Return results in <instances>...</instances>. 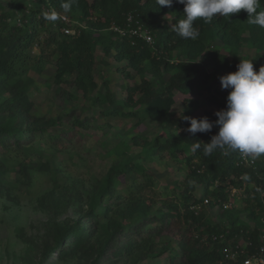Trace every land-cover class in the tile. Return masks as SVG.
I'll return each mask as SVG.
<instances>
[{"label": "trees", "instance_id": "1", "mask_svg": "<svg viewBox=\"0 0 264 264\" xmlns=\"http://www.w3.org/2000/svg\"><path fill=\"white\" fill-rule=\"evenodd\" d=\"M11 4L13 10L0 14L1 86L12 92L11 98L0 104L2 153L11 149L23 152L25 145L51 128L50 120L31 112L23 78L32 66L44 62L43 52L53 50L60 97L70 100L81 92L94 105L107 107L102 112L105 117L136 119L138 125L144 120L162 122L166 138L147 143L135 136L132 143L150 160L167 154L174 166L185 172L182 182L160 189L147 169L128 156L129 147L123 146L118 150L122 160L89 194L88 209L53 226L55 240L47 245L39 264L51 260L49 255L62 246L88 255L89 264H128L145 259H159L164 264H231L225 261L222 248L231 241L237 244L240 238L248 246L236 264L257 254L264 236V154L254 156L252 166L242 163V153L227 147L205 155L204 143L210 142L218 128L192 135L186 131L190 125L182 117L173 118L172 112L176 92L187 96L203 86L205 99L214 108L206 117L214 122V113L226 108L228 95L219 77L237 71L239 59H243L239 55L242 47L256 50L254 71L258 72L264 53V28L250 24L242 10L230 17L217 15L211 23L198 19L199 36L191 40L171 31V24L183 15L184 6L178 3L171 8H161L155 0H11ZM46 10L69 16L76 34L65 35L58 17L55 22L45 18ZM259 10H264V0ZM130 14L151 31L153 46L135 37L121 38L112 30L113 26L134 27L127 22ZM217 42L232 57L217 49ZM35 47L40 49L37 56L32 55ZM98 47L106 57L125 63L140 77V83L127 87L125 100H118L109 89L90 97L98 87ZM148 74L158 80V85L146 78ZM164 74L169 75L167 80ZM8 172L0 162V186ZM19 172L28 176V166ZM134 173L138 177L121 193L123 180ZM199 188L203 195L198 199L195 193ZM233 188L243 190L242 195L231 196ZM206 199L210 205L198 210L196 207ZM222 203L232 207L224 210ZM215 207L223 219L217 224L209 219V211ZM243 214L255 223L253 228ZM170 233L176 247L173 241H163Z\"/></svg>", "mask_w": 264, "mask_h": 264}, {"label": "rangeland", "instance_id": "2", "mask_svg": "<svg viewBox=\"0 0 264 264\" xmlns=\"http://www.w3.org/2000/svg\"><path fill=\"white\" fill-rule=\"evenodd\" d=\"M11 10V0H0V14ZM50 21L55 22L54 19ZM215 47L232 57L220 43L217 42ZM39 53L38 47L32 51L33 56ZM43 53L44 62L32 66L23 79L32 104L31 112L50 120L51 128L32 144L25 145L23 152L18 149L3 153L0 151V162L9 171L0 186V264H39L47 245L55 240L53 226L73 219L88 209L89 194L105 178L109 169L122 160L118 150L122 151L123 146L129 147L128 156L147 169L160 189L177 185L185 179L184 170L175 167L167 154L150 160L145 158L142 148L132 143V137L135 136L147 143L166 138L162 122L144 120L138 125L136 119L105 117L102 112L107 107L94 105L81 92H77L70 100L60 97L59 86L55 83L57 55L53 50ZM239 55L243 59L252 60L255 65V49L242 47ZM261 66H264V53L259 67ZM128 73L130 78L126 77ZM146 78L158 85V80L151 75H146ZM168 78L169 75L164 74V79ZM1 81L0 77V104L12 95V92L2 88ZM95 81L98 87L90 97L104 94L109 89L118 100H125L127 87L140 83L141 79L125 63H118L111 56L106 57L103 49L98 47ZM63 88L68 90L69 86L64 85ZM205 97L203 86L197 87L187 96L176 92L172 117H206L207 112L214 108L208 105ZM126 111L130 109L127 108ZM81 123L84 125L81 126ZM172 133L177 134L174 131ZM24 166L29 168L28 176L19 172ZM136 177L138 175L134 173L123 180L121 193ZM230 191L231 196H241L243 193V190L234 188ZM202 195V190L197 189L195 196L199 199ZM209 214V219L214 224L223 222L219 217L218 207L210 209ZM244 221L251 228L255 225L246 217ZM173 236L170 233L163 241H173L176 247L177 241ZM245 242L242 238L238 240L244 246ZM74 249L60 247L57 252L49 255L51 260L44 264L90 263L88 255H81ZM61 250L65 251L60 254ZM128 264L164 263L159 259H145Z\"/></svg>", "mask_w": 264, "mask_h": 264}, {"label": "clouds", "instance_id": "3", "mask_svg": "<svg viewBox=\"0 0 264 264\" xmlns=\"http://www.w3.org/2000/svg\"><path fill=\"white\" fill-rule=\"evenodd\" d=\"M156 5L171 8L174 3L183 5V15L171 24V31L182 39L195 40L199 29L198 19L211 23L214 17H230L242 10L247 13L250 24L264 28V10L261 0H155ZM171 15V14H170ZM169 16V15H168ZM237 71L219 77L221 88L228 90L226 108L214 113L212 122L207 117L200 119L183 116L192 135L211 132L217 134L209 143H204V154L225 147L232 151L258 157L264 154V66L254 71L253 61L239 59ZM199 146V144L197 145Z\"/></svg>", "mask_w": 264, "mask_h": 264}, {"label": "built area", "instance_id": "4", "mask_svg": "<svg viewBox=\"0 0 264 264\" xmlns=\"http://www.w3.org/2000/svg\"><path fill=\"white\" fill-rule=\"evenodd\" d=\"M45 18L46 19H54L56 17L59 18L61 24L64 26L62 29V32L65 35H74L76 34V30L74 29V22L73 20L64 14H58L54 10H46L45 12ZM127 22L134 27L132 28H117L115 26L112 27V30L116 32L121 38H126L127 36L130 38H138L145 43H147L150 46H153L155 41L151 34V31L146 28L140 21L135 18L134 15L130 14L127 18ZM129 25V26H130ZM242 163H244L247 166H252L254 164V156L245 155L242 154ZM231 192V191H230ZM209 206L210 200H205L202 205L196 207L198 210H201L203 206ZM222 208L224 210L230 209L232 205L230 203H222ZM216 240V238H215ZM248 246V243L245 242V246L242 243L233 244V241L227 243L222 248V254L224 256L225 261L230 262L231 264H236L239 262V259L241 256H244L246 254V247ZM242 264H264V236L261 238V246L257 254H254L253 256L246 257L243 260Z\"/></svg>", "mask_w": 264, "mask_h": 264}]
</instances>
